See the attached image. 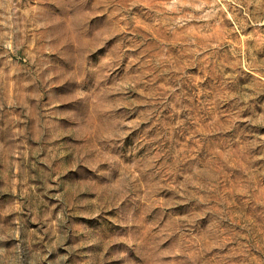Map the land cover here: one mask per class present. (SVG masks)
Masks as SVG:
<instances>
[{"label":"rangeland","instance_id":"374dc122","mask_svg":"<svg viewBox=\"0 0 264 264\" xmlns=\"http://www.w3.org/2000/svg\"><path fill=\"white\" fill-rule=\"evenodd\" d=\"M0 264H264V0H0Z\"/></svg>","mask_w":264,"mask_h":264}]
</instances>
